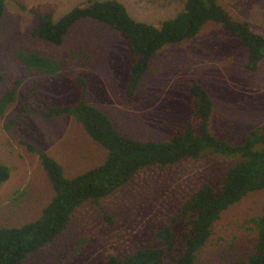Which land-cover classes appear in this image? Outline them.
Wrapping results in <instances>:
<instances>
[{
	"label": "rangeland",
	"instance_id": "rangeland-1",
	"mask_svg": "<svg viewBox=\"0 0 264 264\" xmlns=\"http://www.w3.org/2000/svg\"><path fill=\"white\" fill-rule=\"evenodd\" d=\"M101 0H4L0 19V99L20 80L16 100L0 115V164L9 178L0 185V227L35 221L54 191L29 143L62 168L65 178L101 165L107 151L68 116L44 119L43 107L85 101L108 115L128 138L167 142L188 118V91L201 85L213 102L209 129L213 136L240 145L264 124V59L245 72L247 52L239 40L212 21L191 40L165 45L149 62L134 95L125 93L129 53L118 32L92 19H81L59 46L33 38L39 15L54 21L70 10ZM129 16L159 26L175 17L185 0H117ZM234 19L264 30V0H218ZM20 53H37L60 63L58 75L27 70ZM77 78L83 79L81 87ZM35 111L20 114V108ZM236 157L205 155L183 158L174 166L144 168L123 187L96 203L77 208L66 229L23 264H106L156 246L154 234L174 225L184 202L203 184L217 185ZM264 208V189L250 192L225 210L214 224L195 264H244L257 244L253 219ZM106 218L105 219V216Z\"/></svg>",
	"mask_w": 264,
	"mask_h": 264
},
{
	"label": "trees",
	"instance_id": "trees-1",
	"mask_svg": "<svg viewBox=\"0 0 264 264\" xmlns=\"http://www.w3.org/2000/svg\"><path fill=\"white\" fill-rule=\"evenodd\" d=\"M4 0H0V19ZM92 19L115 30L125 40L129 64L125 93L132 97L150 60L165 46L193 39L209 21L233 34L246 49L245 72H255L264 59V30L234 19L218 0H185L183 9L172 19L153 26L133 20L117 0L89 2L77 7L58 20L52 14L39 15L32 37L52 45L62 44L69 30L81 19ZM19 60L27 70L58 75L60 63L37 53H20ZM3 74L0 73V82ZM78 84L85 87L81 78ZM20 80L0 99V115H5L16 100ZM213 102L206 90L193 83L188 91V118L184 128L167 142L138 141L123 136L106 113L88 104L84 92L69 104L43 107L38 115L44 119L68 116L80 123L86 134L107 151L103 163L75 177L65 178L60 165L44 151L24 143L37 154L41 167L54 194L33 222L19 227H0V264H23L26 257L52 243L68 226L77 208L111 195L126 185L135 174L148 166H174L183 158L200 160L217 154L236 157L217 185H201L184 202L174 225L164 226L155 234L156 246L143 247L119 258L108 256L106 264H195L196 253L209 240L214 224L221 214L250 192L264 189V124L248 133L240 145L217 139L209 129ZM35 111L22 105L20 114ZM9 178V169L0 164V185ZM105 219L106 215L104 216ZM258 241L244 264H264V208L252 221Z\"/></svg>",
	"mask_w": 264,
	"mask_h": 264
}]
</instances>
